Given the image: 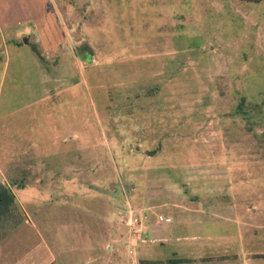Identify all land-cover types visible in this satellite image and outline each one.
Instances as JSON below:
<instances>
[{
	"label": "rangeland",
	"instance_id": "374dc122",
	"mask_svg": "<svg viewBox=\"0 0 264 264\" xmlns=\"http://www.w3.org/2000/svg\"><path fill=\"white\" fill-rule=\"evenodd\" d=\"M11 2L0 236L22 214L51 245L81 241L74 224L125 248L212 235L218 257L264 264V3Z\"/></svg>",
	"mask_w": 264,
	"mask_h": 264
},
{
	"label": "crops",
	"instance_id": "0c3cea01",
	"mask_svg": "<svg viewBox=\"0 0 264 264\" xmlns=\"http://www.w3.org/2000/svg\"><path fill=\"white\" fill-rule=\"evenodd\" d=\"M11 1L14 0H0V9H6L5 15L17 8V5L15 7ZM7 2H10L9 6L6 5ZM4 24L0 20V94L6 79L9 57L6 40L2 33L3 28L8 27L10 22L9 24L4 22ZM2 182L0 181L1 185H8ZM170 223L171 221L168 222ZM80 228L82 232L79 231ZM146 229L148 232V226ZM87 230L90 229L87 227L82 229L76 224L65 226L62 228L63 233H71L74 237L77 234L82 240L77 243H68L57 236L51 245L32 221L23 218L22 222L0 241V264H247L248 258L252 257L247 250L240 249L239 253H232L231 256L218 257L219 251H213L216 246L214 245L216 237L212 235L207 237L169 235L168 238L154 237L149 242H146L143 235L141 240L144 242L135 240L134 243H130L127 236L128 247L124 243L125 248L117 247L118 243L111 244L112 241L110 244L107 242L105 246L100 241L93 242L92 233ZM102 231L101 228L100 232ZM106 238L113 237L106 235ZM167 240L168 244H171L167 254L153 251L154 243L166 244ZM97 245L100 247L97 248Z\"/></svg>",
	"mask_w": 264,
	"mask_h": 264
},
{
	"label": "trees",
	"instance_id": "16d2710c",
	"mask_svg": "<svg viewBox=\"0 0 264 264\" xmlns=\"http://www.w3.org/2000/svg\"><path fill=\"white\" fill-rule=\"evenodd\" d=\"M237 1L250 2V3H264V0H237ZM14 45L20 47L22 44H14ZM16 206L17 205L15 204V196L13 194L11 186L10 185L9 186L8 185H6V186L0 185V226H3L5 224V222H6L5 219L7 218V216L13 217V210L16 209V208H14ZM23 218L24 217L22 214H18L17 221L13 222L11 224V226L6 228V229H8V231H7L8 233L5 232L3 234V236H0V239L2 240L13 229H15L22 222Z\"/></svg>",
	"mask_w": 264,
	"mask_h": 264
},
{
	"label": "built area",
	"instance_id": "2783aa9c",
	"mask_svg": "<svg viewBox=\"0 0 264 264\" xmlns=\"http://www.w3.org/2000/svg\"><path fill=\"white\" fill-rule=\"evenodd\" d=\"M131 214H133L131 211H129V216H128V218L130 217V215ZM135 216V215H134ZM124 218V217H123ZM137 218V217H136ZM136 218H130V222H133V220L134 221H138V219H136ZM159 221H163V217H159ZM165 222H169V219H166V220H164ZM124 222H125V218H124Z\"/></svg>",
	"mask_w": 264,
	"mask_h": 264
},
{
	"label": "water",
	"instance_id": "95a60500",
	"mask_svg": "<svg viewBox=\"0 0 264 264\" xmlns=\"http://www.w3.org/2000/svg\"><path fill=\"white\" fill-rule=\"evenodd\" d=\"M24 43H26V40H24Z\"/></svg>",
	"mask_w": 264,
	"mask_h": 264
}]
</instances>
